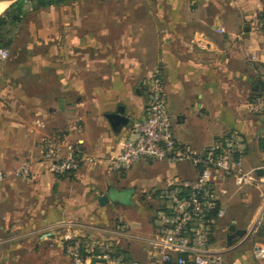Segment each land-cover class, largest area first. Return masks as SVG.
I'll return each mask as SVG.
<instances>
[{
  "label": "crops",
  "instance_id": "crops-1",
  "mask_svg": "<svg viewBox=\"0 0 264 264\" xmlns=\"http://www.w3.org/2000/svg\"><path fill=\"white\" fill-rule=\"evenodd\" d=\"M166 2L172 5L170 29L97 28V12L88 11V18L75 14V26L62 34L55 30L56 60L27 63L30 70H19L13 78L8 69L10 79L3 74L9 66L0 63V264H73L63 250L69 236L112 238L130 261L149 264L141 238L153 230L156 201L149 196L154 207L149 210L135 201L132 190L127 202L115 208L112 201L102 205L100 198L110 186H129L139 167L156 176L150 192L137 190L140 195L174 177L197 178L188 163L142 160L125 172L110 167L109 158L121 152L134 125L146 117L148 78L156 69L164 77L181 144L203 151L238 131L247 145L246 168L264 165L259 145L264 115L254 112V100L264 88V33L258 26L264 0ZM113 115L127 121L113 124ZM77 125L81 131L73 130L69 141L86 160L77 172L57 175L42 158L43 140ZM26 163L31 177L23 179L19 170ZM232 187L237 196L240 188ZM228 217L216 228V249L228 262L264 264L253 251L232 255L240 246L228 249V240L223 243L231 233ZM119 219L133 226L130 236L112 232ZM263 226L258 223L253 234ZM262 242L264 236L256 244Z\"/></svg>",
  "mask_w": 264,
  "mask_h": 264
},
{
  "label": "built area",
  "instance_id": "built-area-1",
  "mask_svg": "<svg viewBox=\"0 0 264 264\" xmlns=\"http://www.w3.org/2000/svg\"><path fill=\"white\" fill-rule=\"evenodd\" d=\"M258 26L264 33V15L260 17ZM0 56L6 58L8 52L1 51ZM252 60L256 61V57ZM148 82L146 117L134 125L121 152L109 158L111 169L125 172L138 162L149 160L188 163L197 172L195 180L174 177L149 194L157 205L153 230L141 238L148 263L243 264L240 260L228 262L216 250L215 231L227 216L222 197L230 194V186L251 187L264 193V165L246 168L247 145L238 131L227 133L203 151L181 144L174 134L161 70L150 73ZM254 101V112L264 115V88ZM76 129L81 131L77 125L63 133L49 134L43 140L42 158L50 163L57 175L77 172L86 160L79 146L69 141L71 132ZM259 171L263 174L260 175ZM19 172L23 179L30 178V164H24ZM132 231L133 226L121 219L114 223L112 229L113 233L124 236H130ZM63 250L73 264H136L126 258L109 237L69 236L64 240ZM254 255L264 263V242L255 245Z\"/></svg>",
  "mask_w": 264,
  "mask_h": 264
},
{
  "label": "rangeland",
  "instance_id": "rangeland-1",
  "mask_svg": "<svg viewBox=\"0 0 264 264\" xmlns=\"http://www.w3.org/2000/svg\"><path fill=\"white\" fill-rule=\"evenodd\" d=\"M19 1H23L25 10V16L21 23L15 24L11 21V17L18 13V7L15 5L17 1L10 3L7 10L0 16L3 17L11 12L6 16V25H2L0 28V52H8L6 58L0 56V63L9 66V68L3 70V74L8 79H10L7 73L8 69H10V76L13 78L20 75L19 70L22 73L30 70L26 66L27 63L50 59L56 60L58 56V38L55 30L59 28L62 34L63 29L74 27L75 21L73 18L75 14H82V16L80 15L81 18L84 17L83 15L88 18V11L97 12L95 25L97 28L117 26L154 30L172 28V19H170L172 17V5L166 2L168 0H64L44 7L40 6V1L54 2L55 0ZM115 14H125L126 19L117 21L118 16H115ZM78 22L83 26L82 21L79 20ZM86 26H88L87 19ZM46 30L54 31L50 32L51 34H46ZM12 66L21 67L13 69ZM22 75L25 76V74ZM0 90H4L2 80H0ZM66 130L67 128L60 132L63 133ZM132 175L129 186L118 188L124 190L120 198L127 202L132 190L135 201L140 202L149 210H153L154 207H151L148 200L149 195H140L137 190L146 189L149 193L147 187L156 176L146 166L136 168L133 170ZM229 191V195L222 197L227 213H229L228 221L231 224L241 225V229H247L248 235L244 238H237L235 241L237 243L227 248L240 246L239 249L234 250L235 253L234 251L231 253L233 256H243L251 251L254 252L256 241L259 240L258 231L254 234L253 231L258 223L264 222V207L262 206L264 193L251 187L238 189L237 191L240 192L237 196L236 189L232 186H230ZM119 205L112 203L111 208ZM131 211L134 214H140L136 210ZM228 232L230 231L227 230ZM223 240L225 244L226 237Z\"/></svg>",
  "mask_w": 264,
  "mask_h": 264
},
{
  "label": "water",
  "instance_id": "water-1",
  "mask_svg": "<svg viewBox=\"0 0 264 264\" xmlns=\"http://www.w3.org/2000/svg\"><path fill=\"white\" fill-rule=\"evenodd\" d=\"M16 1H19V0H15V2ZM121 114H122V112H121ZM110 118L113 120V124H117L121 121H127L124 117H122V115H113ZM258 173L260 175L263 174L262 171H259ZM123 191L124 190H120L116 187L110 186L108 188L107 194L103 195L100 198L101 204L106 205L110 201H112V203H114L115 205L124 204L125 200L120 198V195L123 193ZM230 231H231V233L228 235V238H227V240H228L227 246L229 248L232 247V245H234L237 238H244L248 235L247 229H238L235 224L231 225Z\"/></svg>",
  "mask_w": 264,
  "mask_h": 264
},
{
  "label": "trees",
  "instance_id": "trees-1",
  "mask_svg": "<svg viewBox=\"0 0 264 264\" xmlns=\"http://www.w3.org/2000/svg\"><path fill=\"white\" fill-rule=\"evenodd\" d=\"M62 1H64V0H55L54 2L53 1L52 2L40 1L39 4H40L41 7H44V6H47V5H52L55 2H62ZM15 5H16V7H18V13L11 17V21H12V23L19 24V23H21L23 21V18L25 16L24 3H23V1H17L15 3ZM10 13L11 12H8L7 15H5L3 17H0V28H1L2 25H6V20L5 19H6V16H8ZM259 145H260V149L264 150V139L263 138L260 139ZM257 236L259 238L264 236V226L259 229V231L257 233ZM126 258H128L127 255H126Z\"/></svg>",
  "mask_w": 264,
  "mask_h": 264
},
{
  "label": "bare ground",
  "instance_id": "bare-ground-1",
  "mask_svg": "<svg viewBox=\"0 0 264 264\" xmlns=\"http://www.w3.org/2000/svg\"><path fill=\"white\" fill-rule=\"evenodd\" d=\"M14 1L15 0H0V16L7 10L10 3Z\"/></svg>",
  "mask_w": 264,
  "mask_h": 264
}]
</instances>
